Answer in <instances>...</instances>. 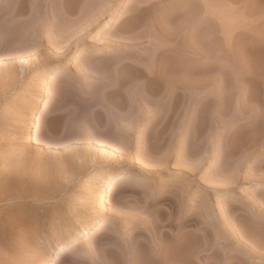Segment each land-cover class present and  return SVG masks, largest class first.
I'll use <instances>...</instances> for the list:
<instances>
[{"label":"rangeland","instance_id":"374dc122","mask_svg":"<svg viewBox=\"0 0 264 264\" xmlns=\"http://www.w3.org/2000/svg\"><path fill=\"white\" fill-rule=\"evenodd\" d=\"M101 219L58 264H264V0H0V264Z\"/></svg>","mask_w":264,"mask_h":264},{"label":"bare ground","instance_id":"6f19581e","mask_svg":"<svg viewBox=\"0 0 264 264\" xmlns=\"http://www.w3.org/2000/svg\"><path fill=\"white\" fill-rule=\"evenodd\" d=\"M21 61L23 63V66H27L29 63L26 60H21ZM44 79L45 78L43 77L40 81L41 88L44 90L43 98L39 101L37 107H35L32 110L31 118L29 122H27L28 124L26 125L24 130L25 133H23L24 134L23 145L25 147H29L32 144L38 145L37 137L39 136L40 133V124L43 117L46 115L48 111V107L51 102L48 84ZM108 154L110 155V157L113 158L117 156V151L111 148ZM128 176H129L128 173L117 174L116 171L110 170L106 172L102 178L98 180L96 179V183L94 185L97 189L95 192L93 193L91 192L90 196L94 198L97 206V210L100 215H104L108 210V198L113 194L115 190V182L123 181L127 179ZM103 223L104 220L101 219V220H97L95 224L89 229L88 226L87 227L81 226L76 237L66 244H60L59 247L50 254L45 264H58V262L66 253L76 249L80 245L81 241L88 235V232H91L90 233L91 236L97 234L102 229L101 225ZM138 253L139 252L136 251L134 254L131 255V257L132 258L136 257ZM165 254L163 253V251H161V255L159 256L158 259H154L153 256L152 257L150 256L153 264L155 263L156 264H194V258L195 257L198 258L200 255L198 251L196 252L194 251V249L186 250L184 252L181 250L178 251L176 250L173 253V258L169 260V258L167 257L168 260H166V258H164ZM207 258L209 259L208 256ZM134 259L131 260L133 261ZM209 263L207 262V264Z\"/></svg>","mask_w":264,"mask_h":264}]
</instances>
